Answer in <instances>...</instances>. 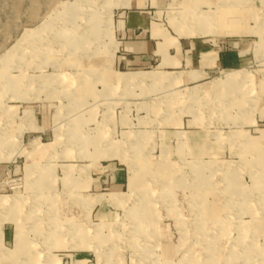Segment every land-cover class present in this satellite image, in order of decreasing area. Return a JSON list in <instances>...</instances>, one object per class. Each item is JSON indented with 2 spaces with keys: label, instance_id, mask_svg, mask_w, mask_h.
Masks as SVG:
<instances>
[{
  "label": "rangeland",
  "instance_id": "rangeland-1",
  "mask_svg": "<svg viewBox=\"0 0 264 264\" xmlns=\"http://www.w3.org/2000/svg\"><path fill=\"white\" fill-rule=\"evenodd\" d=\"M164 37L245 73L188 80ZM0 264H264V0H0Z\"/></svg>",
  "mask_w": 264,
  "mask_h": 264
},
{
  "label": "crops",
  "instance_id": "crops-1",
  "mask_svg": "<svg viewBox=\"0 0 264 264\" xmlns=\"http://www.w3.org/2000/svg\"><path fill=\"white\" fill-rule=\"evenodd\" d=\"M190 15L188 14L186 18L190 17ZM185 16L186 15H184V17ZM197 20H198L197 22L194 23L192 21V23L189 24V23H186L181 18L180 24L176 26V31L178 32L179 36L183 37L187 35H197V34L206 35L207 33H211L210 32L212 31L210 30L211 26L207 25L206 22L199 20L198 18ZM124 26H125V29L128 35L140 34L139 39H141V35H143V33L145 32V18L142 16L141 13L134 12V11H128L126 12V15L124 17ZM220 26L221 25L219 26L212 25L215 31L220 30L219 29ZM234 29L235 31H242V32L244 30L242 27L240 28L238 27ZM152 31H153V34L156 36L159 33H162L159 26L157 25L155 28H153ZM239 34H236V35H239ZM164 38L165 40L161 39V43L159 45V50H158L160 53V57H161V65H170L172 67H175L182 60L185 61L187 65L191 66V67L189 66L190 71L187 73L188 80H193L195 82H198L201 80L203 81L206 78V76H209L210 73L215 72V71H218L222 75V77H224V75L227 72L238 71V70L239 71L242 70L244 72L243 68L241 67L244 65V62H245L244 60L245 51L239 50L236 47V43L228 44V45L226 44V46H218V44L215 43L214 40L198 41L196 39H193L192 41H189L183 44L182 40L179 38L178 39H168L167 37H164ZM128 44H129L128 46L130 50L134 52L136 51L138 52V54L140 53L143 55L147 53V49H148L150 42L139 40V41L131 42ZM172 48L174 49V53L173 55L169 56L168 50ZM184 56H186L187 58L185 59ZM122 75H124L125 77L128 76V78H131L129 79L128 82H131L132 80L139 81L144 78H149L153 80L154 82L167 80V81H172V83L174 82V84H179L178 80L180 79L181 74L179 72H173V73L166 75L165 72L164 73L157 72L154 74V77H153L154 79L149 76L142 78L141 76H146L145 74L143 75L142 73L141 74L140 73L139 74L138 73L122 74ZM122 75H120V77ZM148 75H151V74H148ZM123 83L125 82L123 81ZM238 84L239 83L236 82L233 87L234 88L238 87L239 86ZM200 88L203 89L207 87L204 85V86H201ZM231 89L233 88L225 86L220 89L219 94L226 95L228 92L229 93L231 92L230 91Z\"/></svg>",
  "mask_w": 264,
  "mask_h": 264
},
{
  "label": "bare ground",
  "instance_id": "bare-ground-1",
  "mask_svg": "<svg viewBox=\"0 0 264 264\" xmlns=\"http://www.w3.org/2000/svg\"><path fill=\"white\" fill-rule=\"evenodd\" d=\"M195 20V19H194ZM155 74V73H154ZM154 74H151V75H146V76H141L142 78H144V77H147V76H149V77H151V78H153L154 77ZM133 78H134V76H133ZM129 79H131V78H128V76L127 77H125V76H121L120 77V81H124V82H128L129 81ZM154 79V78H153ZM199 92H201V91H199Z\"/></svg>",
  "mask_w": 264,
  "mask_h": 264
}]
</instances>
